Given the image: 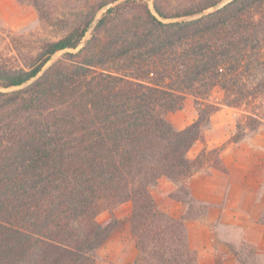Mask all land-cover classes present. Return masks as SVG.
Instances as JSON below:
<instances>
[{
    "label": "trees",
    "instance_id": "obj_1",
    "mask_svg": "<svg viewBox=\"0 0 264 264\" xmlns=\"http://www.w3.org/2000/svg\"><path fill=\"white\" fill-rule=\"evenodd\" d=\"M18 1L54 37L14 40L18 64L0 61V88H16L0 90V264H95L118 223L97 216L125 201L131 264H197L186 221L208 205L188 182L198 170H226V144L205 141L219 109L208 97L220 87L223 104L241 111L230 142L264 124V0ZM187 95L198 118L177 129L167 113ZM162 176L187 205L181 218L150 191Z\"/></svg>",
    "mask_w": 264,
    "mask_h": 264
},
{
    "label": "crops",
    "instance_id": "obj_2",
    "mask_svg": "<svg viewBox=\"0 0 264 264\" xmlns=\"http://www.w3.org/2000/svg\"><path fill=\"white\" fill-rule=\"evenodd\" d=\"M22 6L24 4L18 0H0V16L6 19ZM224 110L221 108L211 116L212 124L205 132V138L209 149L226 143L220 151L226 170L209 167L191 176L188 182L191 194L199 202L206 203L208 210L204 215L186 221L189 244L197 252V264H242L230 246L239 249L246 243L256 248L264 263V124L256 134L239 142H228L234 125L227 131L229 120L216 121L217 116L225 114ZM202 148L200 143L195 154ZM175 189L176 184L165 176L150 187L159 207L172 217L181 218L187 205L170 197ZM125 206L129 210L124 215L123 232H120L123 215L117 211L120 225L113 231L118 232L117 236L105 242L107 247L103 251L118 258V264H131L137 256L130 226L132 202L128 201Z\"/></svg>",
    "mask_w": 264,
    "mask_h": 264
},
{
    "label": "rangeland",
    "instance_id": "obj_3",
    "mask_svg": "<svg viewBox=\"0 0 264 264\" xmlns=\"http://www.w3.org/2000/svg\"><path fill=\"white\" fill-rule=\"evenodd\" d=\"M46 1L52 2L55 0H46ZM58 1H60V0H58ZM170 1H171V5L173 7H176L177 5L185 3L189 0H170ZM226 1L227 0L222 1L219 5H223ZM22 4H24V3H22ZM150 4L152 6L153 1H150ZM6 23H8L10 25H8ZM46 37H54V34L50 31H48L47 29L43 28V24L39 18L38 12L30 4L25 3L24 6L13 11L12 14H10L6 19H4L3 16L2 17L0 16V61L5 62L9 65H17L18 64L17 51L15 50V48L12 44V42L14 40H17V43H20L22 41V45H24V41H26L27 39H30V40H32L33 43H36L41 38H46ZM89 37H90V33H88L86 35L85 39L80 44L79 48L85 44V42L89 39ZM65 51L66 50L59 51L56 54H54L52 56V58L48 61V63L45 65L44 70L47 69L53 62L62 58L63 53ZM31 82L32 81L26 83L25 85H28ZM14 89H16V88L15 87L8 88V89L0 88V90H3V91H12ZM208 101L218 104L219 109H221V108L225 109L224 110L225 114H222V116H217L216 121H221L223 119L229 120L225 129L228 131V130H230L232 125H234L235 130H236V121H237L238 117L240 116L241 111L239 109H236V108H233V107H230V106L223 104V102H224V91L220 87H215L212 90L210 96L208 97ZM216 112H217V110L214 113H216ZM197 118H198L197 104H196L195 98L191 95L186 96L184 103L180 109L170 111L167 113V119L177 129H182V128L188 126L193 121H195ZM211 124L205 128V132L208 129H210ZM235 130H234V132H235ZM233 133L230 135L228 142H230V138L233 135ZM200 143H202V142H197L195 144V146L192 147V149L189 152L190 157H195L199 153L198 152L197 154H195L196 153L195 151L198 149V145ZM224 144H226V143H224ZM221 145H223V144H221ZM203 146H204V144H203ZM213 149H215V148H213ZM127 203H128V201H125V202L117 205L113 209H106V210L101 211L98 214L97 219L101 222H104V221L110 219L111 217H114L115 219H117V222H118L117 226L114 228V229H116L120 225V220L116 216V212L119 211L120 214L123 215L122 216L123 222L121 223V231H120V232H123L124 224H125V218L124 217H126L124 215L129 210L128 207L125 206ZM104 214H106V216H105L106 218H104ZM114 229H113V231H114ZM113 231L111 232L109 238H113V236H115L118 233V232L113 233ZM108 239H107V241H108ZM111 242H112V240L111 241L109 240V243H111ZM111 246H112V244L110 245V247ZM102 247L99 248L96 252V263L95 264H109V263L110 264H118V260H119L118 258L111 256L109 254V252H107L106 250H105L106 252H103L104 248L107 247L106 243ZM250 249H252L254 252L251 253ZM237 250L241 251V254L243 256H245L251 264H264L260 261L257 250L252 244H248V243L243 244ZM100 251H101V253H100ZM119 255H120V253H119Z\"/></svg>",
    "mask_w": 264,
    "mask_h": 264
}]
</instances>
